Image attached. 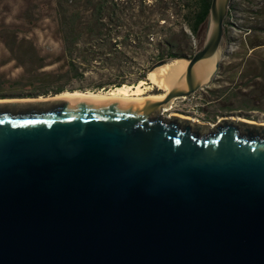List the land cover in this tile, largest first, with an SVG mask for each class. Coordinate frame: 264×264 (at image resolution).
Segmentation results:
<instances>
[{
    "label": "water",
    "instance_id": "obj_1",
    "mask_svg": "<svg viewBox=\"0 0 264 264\" xmlns=\"http://www.w3.org/2000/svg\"><path fill=\"white\" fill-rule=\"evenodd\" d=\"M229 4L163 99H0V264H264V124L162 115L214 75Z\"/></svg>",
    "mask_w": 264,
    "mask_h": 264
},
{
    "label": "rangeland",
    "instance_id": "obj_2",
    "mask_svg": "<svg viewBox=\"0 0 264 264\" xmlns=\"http://www.w3.org/2000/svg\"><path fill=\"white\" fill-rule=\"evenodd\" d=\"M182 2L145 0L144 5L149 7L146 13H151L152 47L120 46L114 54L121 51L133 57L128 63L132 71L143 66L151 68L157 63L149 60L150 55L157 53L155 45L166 41L178 55L166 65L176 61L186 62L188 56L193 55L202 44L205 25L196 36H192L184 23ZM230 3L234 7L226 18L228 33L220 50L221 78L210 86L213 91L211 100L215 103L207 105L210 99L204 98L206 94L194 95L189 99H174L167 108L172 105V109L179 107L200 115L201 107H206L216 115L231 113L237 118L264 124V0H232ZM63 66L54 0H0V93L6 95L4 99H22L18 95L21 93H35V98L50 99L58 95L53 91L59 86L76 88V82L61 77ZM158 69L152 72L149 69L147 79L143 81L144 86L151 87L142 95L146 99L164 94L150 80V74ZM213 69L214 58L210 60L209 71ZM116 74V69L94 61L89 65L88 83L113 80ZM109 90L105 87L73 92L104 93Z\"/></svg>",
    "mask_w": 264,
    "mask_h": 264
},
{
    "label": "trees",
    "instance_id": "obj_3",
    "mask_svg": "<svg viewBox=\"0 0 264 264\" xmlns=\"http://www.w3.org/2000/svg\"><path fill=\"white\" fill-rule=\"evenodd\" d=\"M211 0H183L184 23L192 36H196L205 24ZM232 0H230L231 2ZM145 0H54L58 32L62 42L64 66L60 73L62 78L70 79L78 84L76 88H55L54 94L65 91L100 90L105 87L114 89L123 85L138 84L146 81L149 67H137L130 70L128 63L133 57L126 56L120 46L144 49L152 47V25L149 8ZM234 6L229 4L228 18ZM137 8V9H136ZM164 9V8H163ZM225 35L228 30L225 19ZM157 53L150 55L154 62L171 60L178 57L171 45L160 42L155 45ZM116 69L113 80L95 83L88 77L89 65L94 62ZM133 64V63H132ZM134 65V64H133ZM47 94V93H43ZM20 98H35V93L18 94ZM6 95L0 93V99Z\"/></svg>",
    "mask_w": 264,
    "mask_h": 264
},
{
    "label": "bare ground",
    "instance_id": "obj_4",
    "mask_svg": "<svg viewBox=\"0 0 264 264\" xmlns=\"http://www.w3.org/2000/svg\"><path fill=\"white\" fill-rule=\"evenodd\" d=\"M166 64H164L165 66L162 65L158 67L159 69L156 68L158 69L157 72H154L153 74L151 73L152 75L150 74L151 82L154 84L155 87L162 89L164 91V94H161L159 96H153V97L150 96L147 99H156V100L163 99V97L165 96V93L171 88V86L174 85L176 82H178L179 78L183 75L184 69L186 67L185 61H176V62H173L172 64H168V65ZM205 68H206V65L203 64L198 69V72L204 73V71L206 70ZM144 83L145 82L141 81L134 86L123 85L118 88L115 87L114 89H110L109 91L104 92V93L102 92L101 93H79V92L62 93V94H58L53 99L73 97L79 100L94 101V102H101V101L140 102L146 99L145 97H142L145 91L151 89V87L144 86ZM44 99L42 98L40 100H44ZM168 109L169 108L166 107L164 108L163 111L167 112ZM239 119L244 120L246 122H251L247 119H242V118H239Z\"/></svg>",
    "mask_w": 264,
    "mask_h": 264
},
{
    "label": "flooded vegetation",
    "instance_id": "obj_5",
    "mask_svg": "<svg viewBox=\"0 0 264 264\" xmlns=\"http://www.w3.org/2000/svg\"><path fill=\"white\" fill-rule=\"evenodd\" d=\"M191 57H192V55L188 56V58H191ZM220 69H221V66H220V63H219L218 68L215 71L214 75L211 77V79L206 83V85H204L201 88H199L198 91L195 94H193L192 96H194V95H197V96L202 95V96H204V94H206V96H204V98L205 99H210V100L207 101V105L208 104L209 105L214 104L215 100H211L212 99V95H213V93H212L213 91L210 88V86L214 84V81L216 79L221 78L220 75H219L220 74ZM205 89H207V90H205ZM192 96L181 97V98L189 99ZM223 109H225V108H223ZM171 110H173V111L171 112ZM200 111H201L200 115L199 114L198 115H194L193 113H188L186 110H184L182 108H179V107H177L175 109H172V105H171L170 109L167 112L162 111V115L164 117H178V118L183 119V120H188L191 123H194V124L199 125V126H209V127H215L218 124L222 123L223 121H228V120H231V119L239 120V118H237V116H233V115H231V113H229V114L228 113H223V114H220V115H218V114L216 115V114H214L215 113L214 111H208L206 107H201ZM217 111L220 112L219 110H217Z\"/></svg>",
    "mask_w": 264,
    "mask_h": 264
}]
</instances>
